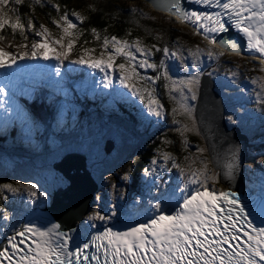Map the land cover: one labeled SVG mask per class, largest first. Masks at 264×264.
Here are the masks:
<instances>
[{
    "label": "rangeland",
    "instance_id": "rangeland-1",
    "mask_svg": "<svg viewBox=\"0 0 264 264\" xmlns=\"http://www.w3.org/2000/svg\"><path fill=\"white\" fill-rule=\"evenodd\" d=\"M6 1L0 0V11L3 10ZM101 1H117L124 7L141 11L159 33V39L171 37L176 42L174 50L166 47L163 49L157 45L161 52L159 60L153 59L152 62L149 54L152 52L153 58V51L145 49L137 37L132 38L131 41L113 39L109 45H105L101 39L93 38L90 45L85 47L86 50L79 56H75V52L71 50L75 48L76 41L71 39L69 33L63 28L57 29L58 32L51 30L40 21L32 29L29 39L14 41L10 44H4L0 39V55H9V50L20 55L38 51L37 46L42 45L43 50L50 52V55L56 53L68 55L69 59L94 62L100 70H98L100 75L96 79L97 83L100 81L107 85L104 91L109 86L120 87L129 95L126 101H133L140 108L142 107V117L150 121L149 128L138 126L134 130L133 126H136L134 123L113 118L115 116L111 114L113 112L111 103L115 100L113 90L105 94L109 103L100 105L104 109H97L98 112L87 109L89 115L81 116V111L94 102V99H98L100 89L92 90L91 97L85 95L82 100L75 96L74 90H69L63 94L62 98L58 97L59 99L53 102L48 99L45 89L40 88L36 102L52 107L59 122L56 128H48L33 118L25 106H21V113L16 116L17 129L19 127L16 137L21 144L17 141L9 142L7 145L1 143L0 168L18 176L21 192L16 193L18 205L0 213V242L5 233L18 227L20 214L24 209L32 205L51 204L54 190L59 188V183L66 178L50 165L55 160H59L63 153L70 151L90 154L91 162L96 164L100 173L95 200L78 220L79 222L77 221L76 224L79 227L91 228L114 218L137 217L131 216L130 213L143 217L159 209H165L172 201L178 200L183 193L190 190L199 187L222 189L227 186L223 177L224 184L220 181L219 171L210 163L193 118L199 77L206 69L214 79L215 89L222 97L227 126L239 127L240 131L248 137V152L243 163L242 184L239 187L241 189L242 185L251 184L255 190L264 193L262 166L264 146H261L264 132L261 122L254 118L249 120L244 108L245 102L264 103V67L256 61L242 58L239 53L229 55L211 48L199 35L182 26L170 14L154 10L144 0ZM5 12L6 10L1 17L5 16ZM73 12L75 13L74 21L83 15L81 9H74ZM72 26L73 20H70L68 28ZM98 44L101 46L99 47ZM136 54L140 59H136L135 64L137 63L138 67L145 72L154 69L157 64L160 65L156 67L157 72L153 75L149 74L148 82V79L141 81L145 83L144 87L138 86L140 84L138 78L130 74L127 68L130 64V69L134 72L132 63H129L127 58ZM118 56L124 57L125 67L120 66L121 61H117ZM180 60V65H177ZM160 82L169 101L173 129L181 131L186 140L196 145V153L200 158L195 168L189 173L179 168L172 171L173 155L171 151H168L169 137H156L158 142L146 161L149 165L148 173L151 176H145L143 179L142 175L139 176V179H142L143 184L147 186L142 190L143 195L150 194L152 199H142L139 195L132 194L130 201L125 202L123 184H127L128 179L130 180V171L134 168L138 149L146 145L142 134L156 133L161 127L160 123L168 114L161 101ZM75 90L82 92L88 89L76 88ZM2 97L3 92L0 94V99ZM0 107L4 108V112L11 111L13 108L5 101L0 103ZM116 114L122 115L120 112ZM11 124H4L2 128L4 130L1 131L7 133V127ZM45 130L47 132L43 133ZM247 174L250 176L249 181ZM160 179L163 182L159 188L160 193H154L153 184ZM168 181L170 182L167 183ZM112 201L129 209L115 210Z\"/></svg>",
    "mask_w": 264,
    "mask_h": 264
},
{
    "label": "trees",
    "instance_id": "trees-1",
    "mask_svg": "<svg viewBox=\"0 0 264 264\" xmlns=\"http://www.w3.org/2000/svg\"><path fill=\"white\" fill-rule=\"evenodd\" d=\"M74 9H81L83 11V15L76 21L73 19L75 15L73 12ZM4 10H6L5 16L1 17ZM70 20H73V26L68 28ZM40 21L51 30L57 31L59 28L66 30L71 36V39L76 41L74 42L75 48L73 49L75 53H81L86 46L90 45L93 38L101 39L104 41L105 45H109L113 42V39H128V41H131L132 38L137 37L145 49L153 51V58L152 52L149 54L151 61L153 59L158 61L161 52L158 50L157 45L163 49L166 47L174 50L176 44L171 37L159 39V33L156 31L153 24L144 17L141 11H135L132 7H124L117 1L106 2L101 0H7L3 10L0 11V38L6 43L27 39L28 36L31 35L32 29L36 24H39ZM66 38H68V36ZM98 46L100 47L101 45L98 44ZM187 54L189 55L188 52ZM137 56L136 54V56L132 55L127 58L128 62L132 63L131 67L134 72L131 71L130 64L127 65V68L130 74L138 78V82H140L138 86L144 87L145 83L141 81L148 79V82L149 74L153 75L157 72L158 68L156 67L160 65L157 64L154 69L145 72L138 67L137 63L135 64L136 59H140ZM117 61H121L120 66L125 67L123 64L124 57L118 56ZM180 63L181 60L177 62V65H180ZM160 90L161 101L166 107L168 114L165 120L160 123L161 127L156 133L142 134L145 137L146 145L144 148L138 149L134 159V168L130 171V180L128 179L127 184H123L125 188V202L130 201L132 194L139 195L142 199H152V195L150 194L143 195L142 190L143 188L146 189L147 186L143 184L142 179L149 175V165L146 164V161L151 154V150L158 142V139H155L156 137H169L168 151H171L173 155L172 171L179 168L185 173H189L195 168L200 158L199 154L196 153V145L186 140L185 135L182 134L181 131L173 129L171 125L173 116L169 112V101H167V96L164 94L161 82ZM113 91L116 94V100L111 103L113 110L122 114V116H114L113 118L119 121L130 122L131 124L135 122L137 126H146V128H149L150 121L142 117V107L140 108V106L133 101H126L127 97L125 95H118V90L115 87ZM75 94L77 95L76 92ZM84 94L90 93L87 90L84 91L81 94V98L85 97ZM100 95L99 103L92 102L88 104L86 109L81 111V116L85 114L89 115V111L98 112L100 109L97 110V104H106L107 99L102 93H100ZM118 98H121L122 101ZM123 104H128L129 108L126 109V106ZM28 107L33 118L45 124L48 128L57 127L59 120L58 118H54L52 107L41 105L34 100L30 101ZM244 108L246 114L249 116V120L254 118L261 122V127L264 132V103L260 101H254L252 103L245 102ZM87 109L89 111H87ZM12 128L10 129V131H12L9 135L0 136V146L2 142L4 144L18 142L16 130ZM46 132V130L43 131V133ZM262 138L261 146L263 147L264 133L262 134ZM262 166L264 172V163ZM140 175H142L141 180L139 179ZM150 176L151 175H149V177ZM17 178L18 176L14 175L12 172L0 168V213L3 210H8L18 205L16 193L21 192V185ZM169 182L170 181L167 183ZM162 183L160 179L153 184L154 193H160L159 188ZM112 204L115 210L125 211L129 209L117 205L115 201H112ZM130 214L131 216H138L135 213Z\"/></svg>",
    "mask_w": 264,
    "mask_h": 264
},
{
    "label": "water",
    "instance_id": "water-1",
    "mask_svg": "<svg viewBox=\"0 0 264 264\" xmlns=\"http://www.w3.org/2000/svg\"><path fill=\"white\" fill-rule=\"evenodd\" d=\"M144 1L154 10L171 15L182 16L185 9H188L186 5L182 4L181 0ZM216 40L219 45L221 44L232 50L236 49L234 45H237V48H241V41L228 31L218 36ZM193 118L197 132L203 141L206 153L214 169H217L222 175L221 166L217 163L222 160L221 152H228L231 154H227L228 156H233L237 160L236 168L239 171L237 184H242L243 163L248 152V137L240 131L239 127L229 128L227 126L223 100L220 93L215 89L214 79L208 74V69L204 70L199 77L197 96L193 107ZM84 157V153L81 151H70L63 153L61 158L51 165L52 169L59 171L69 181L65 189L59 187L54 190L51 204L45 207L62 227L69 228L75 225V221L84 215L90 204L95 200L97 183L90 177L85 166ZM68 200L72 202L79 200V205L75 213L71 214L72 212L68 211L66 215L68 214L69 216L65 217L61 213L64 211Z\"/></svg>",
    "mask_w": 264,
    "mask_h": 264
},
{
    "label": "bare ground",
    "instance_id": "bare-ground-1",
    "mask_svg": "<svg viewBox=\"0 0 264 264\" xmlns=\"http://www.w3.org/2000/svg\"><path fill=\"white\" fill-rule=\"evenodd\" d=\"M173 15H175V14H173ZM172 16V15H171ZM173 17V16H172ZM236 53H238V52H236V51H227V53L226 54H229V55H235ZM39 103V102H38ZM40 104V103H39ZM53 109V108H52ZM135 119H136V117H135ZM134 125H136L135 124V122H134ZM134 127H136V126H134ZM84 153V158H85V166H86V168H87V171H88V173H89V175H90V177L93 179V180H95L96 181V183L98 182V180H99V171H98V168H96L97 166H96V164L94 163V162H91V160H90V154H88L87 152L85 153V152H83ZM222 154H221V157H222V160H221V162L219 161V163H217V164H220V166H221V169H222V171H221V173H222V175L219 173V178H220V181L222 182V177L225 179V185H227L226 187H223L222 189H224V188H230V189H233V190H236V191H242V190H240V185H238L237 183H238V178H237V175H238V169L236 168L237 166V160H235L234 159V157L233 156H228L227 154H229L228 152H225V151H223V152H221ZM229 155H231V154H229ZM58 160V159H57ZM57 160H55V161H57ZM54 161V162H55ZM49 165H50V163H49ZM51 166V165H50ZM56 172V171H55ZM59 172V171H58ZM60 173V172H59ZM61 174V173H60ZM103 174V173H102ZM62 175V174H61ZM250 176L247 174V178H249ZM61 179V178H60ZM248 181L250 180V178L249 179H247ZM241 182H242V180H241ZM223 183V182H222ZM68 184H69V181L67 180V179H64L61 183H59V186H60V188H62V189H65L67 186H68ZM224 184V183H223ZM242 186H245V184L244 185H242ZM211 190H219V189H215V188H210ZM176 201L177 200H175V201H172L171 203H170V205L169 206H172L173 204H175L176 203ZM70 205V206H69ZM78 205H79V200L78 201H76V202H72V201H67V204H66V206H65V209H64V211H62V215H65V217H68L69 215L67 214L66 215V213H68V211H71L72 213L71 214H73V213H75V210H76V208L78 207ZM70 208H69V207ZM46 207V206H45ZM70 214V215H71ZM77 221L78 220H76L75 221V223H77ZM79 222V221H78ZM62 227V226H61Z\"/></svg>",
    "mask_w": 264,
    "mask_h": 264
},
{
    "label": "flooded vegetation",
    "instance_id": "flooded-vegetation-1",
    "mask_svg": "<svg viewBox=\"0 0 264 264\" xmlns=\"http://www.w3.org/2000/svg\"><path fill=\"white\" fill-rule=\"evenodd\" d=\"M226 187V186H225Z\"/></svg>",
    "mask_w": 264,
    "mask_h": 264
}]
</instances>
